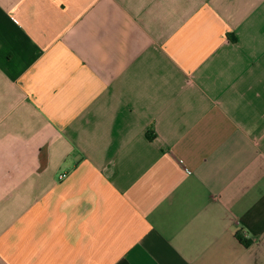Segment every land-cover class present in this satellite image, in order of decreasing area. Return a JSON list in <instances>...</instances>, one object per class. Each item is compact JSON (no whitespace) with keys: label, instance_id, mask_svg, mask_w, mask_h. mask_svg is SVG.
<instances>
[{"label":"crops","instance_id":"obj_1","mask_svg":"<svg viewBox=\"0 0 264 264\" xmlns=\"http://www.w3.org/2000/svg\"><path fill=\"white\" fill-rule=\"evenodd\" d=\"M0 264H264V0H0Z\"/></svg>","mask_w":264,"mask_h":264},{"label":"built area","instance_id":"obj_2","mask_svg":"<svg viewBox=\"0 0 264 264\" xmlns=\"http://www.w3.org/2000/svg\"><path fill=\"white\" fill-rule=\"evenodd\" d=\"M187 171L189 172V170H187ZM63 176H65V173H61V174L59 175L60 178L63 177Z\"/></svg>","mask_w":264,"mask_h":264},{"label":"trees","instance_id":"obj_3","mask_svg":"<svg viewBox=\"0 0 264 264\" xmlns=\"http://www.w3.org/2000/svg\"><path fill=\"white\" fill-rule=\"evenodd\" d=\"M233 39H234V37H233Z\"/></svg>","mask_w":264,"mask_h":264}]
</instances>
